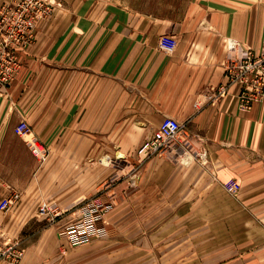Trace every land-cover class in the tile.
I'll use <instances>...</instances> for the list:
<instances>
[{
	"label": "crops",
	"instance_id": "0c3cea01",
	"mask_svg": "<svg viewBox=\"0 0 264 264\" xmlns=\"http://www.w3.org/2000/svg\"><path fill=\"white\" fill-rule=\"evenodd\" d=\"M49 1L50 19L0 95V202L19 194L0 211V231L22 237L21 264H264V100L245 113L239 85L216 96L225 40L261 51L264 0ZM163 35L177 38L175 53L158 47ZM166 117L199 141L206 163L139 152ZM21 121L48 147L45 163L15 133ZM114 152L112 230L70 247L61 231L87 202L107 199ZM44 203L63 212L35 231L32 222L49 220Z\"/></svg>",
	"mask_w": 264,
	"mask_h": 264
},
{
	"label": "built area",
	"instance_id": "2783aa9c",
	"mask_svg": "<svg viewBox=\"0 0 264 264\" xmlns=\"http://www.w3.org/2000/svg\"><path fill=\"white\" fill-rule=\"evenodd\" d=\"M50 8L46 0H14L4 4L0 9V89L12 84L23 68L22 56L35 41V31L38 23L46 17ZM158 47L173 54L177 50L178 40L173 35L160 37ZM225 48L228 57L225 60L227 84L216 91V96H224L227 89L240 86L239 107L241 111L250 112L256 103L264 100V39L261 51L245 48L235 39H226ZM182 132V125L174 118L166 117L156 131L152 141L145 147L152 150L167 151ZM15 133L22 137L35 157L45 160L47 151L38 139L31 137L29 125L21 121L15 127ZM225 189L231 195L241 191V185L236 180L225 184ZM19 198L17 192L0 202V210L8 211ZM94 207L83 209V218L77 225H70L68 238L77 246L86 243L97 233L96 218L104 214V205L97 203ZM96 215V216H95ZM101 234V233H100Z\"/></svg>",
	"mask_w": 264,
	"mask_h": 264
},
{
	"label": "rangeland",
	"instance_id": "374dc122",
	"mask_svg": "<svg viewBox=\"0 0 264 264\" xmlns=\"http://www.w3.org/2000/svg\"><path fill=\"white\" fill-rule=\"evenodd\" d=\"M172 2L180 3V2H182V0H172ZM46 7L50 8V10L48 12L49 14L46 17H44L38 23V27L42 21L43 22L48 21L52 15V13H53L54 4L52 2H50L49 0H46ZM38 27L36 28V31H35V39H37ZM20 73L16 76V78L14 79V81L12 82V84L10 86L0 90V95L5 94V92L17 80ZM183 133H184V137L181 140L180 148L177 150L176 153L173 154V156H178L179 152H181V153L186 155L184 157V161H183L184 163L195 162L198 159L202 163H206V161H207L206 160V154H205V151L203 149H201L202 145L199 144V141L193 140L185 128H184ZM113 148H115V147H113ZM192 151H194V152H192ZM190 152L192 155L189 154ZM112 154L113 155H109L108 160H107V164L109 167L108 180L105 183L104 189H103L104 191H106L108 193L105 196V197H107V199H105V200H103V198L102 199H95V200L93 199V201L87 202L85 205H83L81 207L79 218L76 219L75 221L68 223L66 226H64L63 230L61 231V234H60L61 239L66 240L70 247H73V248L81 247V246H84V245L91 243L94 240H102V239L108 238L110 231L112 230V229H109L110 223L108 222V220H109L108 217H110V215L113 213L114 209L118 206V202L116 201V198H115V188H116L117 182L119 180V177L117 176V163H118L117 159H118V157H117L116 152H114ZM147 156H149V157L150 156H158L161 158H170L171 157V156L165 157V156H162L161 154L147 155ZM48 159H49V157H48ZM46 161L40 162V163L43 164ZM131 174H133V172L129 171L128 175H131ZM97 203H101V205H104L103 209H105L104 214H101V217L96 218L95 224L97 226V233H95V235L93 237H91L90 240L87 241L86 243L81 244V245H77V246L73 245L68 238L69 226L73 225V224L77 225V223L80 220H82L83 209L85 207L91 208V207H94L93 205L97 204ZM62 212H63V209L61 207L59 208L58 205H56L55 203H52V204L44 203L40 207V215L45 214L49 220L44 219L42 222L34 221L31 223L32 224L31 228L35 231L42 230L44 227H47L51 223L50 219L56 220L59 217H61ZM26 255H27V247L23 245L21 236L15 237V238L5 237V234H3L0 231V261H6L9 264H21L23 262V260L26 258Z\"/></svg>",
	"mask_w": 264,
	"mask_h": 264
},
{
	"label": "bare ground",
	"instance_id": "6f19581e",
	"mask_svg": "<svg viewBox=\"0 0 264 264\" xmlns=\"http://www.w3.org/2000/svg\"><path fill=\"white\" fill-rule=\"evenodd\" d=\"M227 84V75H226V82L223 84V85H226ZM222 85V86H223ZM221 87V86H220ZM219 87V88H220ZM219 88H218V90H219ZM229 89L230 88H228L227 89V93L226 94H228L229 93ZM0 90H2V89H0ZM218 90H217V92H218ZM225 94V95H226ZM219 97H221V96H219ZM26 122V121H25ZM163 122V121H162ZM161 122V123H162ZM27 123V122H26ZM28 124V123H27ZM181 124V123H180ZM29 125V124H28ZM161 125V124H160ZM160 125H159V127H160ZM182 125V124H181ZM159 127H158V129H159ZM29 128H30V134H31V137H34V138H36V139H38V141L40 142V143H42V145L45 147V149H46V151H47V156H46V159L45 160H40V162H44V161H46L47 159H48V157H49V150H48V148H47V146L34 134V132H33V129L31 128V126L29 125ZM184 126L182 125V132H181V134H180V136L177 138V139H175V141H174V143L172 144V147L170 148V149H168L167 151H163V150H152V149H150L149 147L148 148H146L145 146L147 145V144H149L151 141H152V139H153V137H154V135H153V137L151 138V139H149L142 147H141V149H140V153H145L146 155H157V154H161L162 156H165V157H168V156H173V154L174 153H176L177 152V150L180 148V143H181V140L183 139V137H184ZM157 129V130H158ZM156 133V132H155ZM34 154V153H33ZM238 182V181H237ZM239 183V182H238ZM230 194V193H229ZM234 196V195H233ZM14 206V205H13ZM12 206V207H13ZM1 211V210H0ZM3 212H6V211H3Z\"/></svg>",
	"mask_w": 264,
	"mask_h": 264
}]
</instances>
